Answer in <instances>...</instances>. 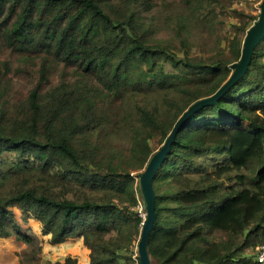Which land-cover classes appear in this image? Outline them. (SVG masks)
<instances>
[{"label":"trees","instance_id":"trees-1","mask_svg":"<svg viewBox=\"0 0 264 264\" xmlns=\"http://www.w3.org/2000/svg\"><path fill=\"white\" fill-rule=\"evenodd\" d=\"M234 1L0 0V240L24 245L19 264H41L45 244L68 240L87 264H139L138 174L239 60L258 17L242 20L226 49L188 52ZM164 27L183 53L155 38ZM166 65L156 84L134 70ZM179 70L197 77L185 83ZM152 185L151 264H255L264 244V38L242 78L183 123Z\"/></svg>","mask_w":264,"mask_h":264},{"label":"rangeland","instance_id":"rangeland-1","mask_svg":"<svg viewBox=\"0 0 264 264\" xmlns=\"http://www.w3.org/2000/svg\"><path fill=\"white\" fill-rule=\"evenodd\" d=\"M260 1L261 0H237L231 3L230 7L219 11L214 21L213 33L209 35L206 32L201 31L200 34L194 38L188 52L191 55H207L218 49L217 47L226 49L228 41L235 34L236 28L241 25V21L244 20L246 22L249 17H258ZM155 38L170 43V45L176 47V51L183 53L179 47V38L170 28H161L155 35ZM113 47L115 49V44ZM113 63L116 64V59L113 60ZM141 69L142 70H137V68H134V70L138 72L137 74H140V77L145 80V82L151 84L160 83L168 72H170V68L167 65L159 66L158 69L154 70L152 73H148L146 69ZM174 76L178 77L185 83H188L197 77L194 74H188L182 70L175 72ZM151 145L154 148L156 147L153 142ZM121 146L127 148L128 145L123 141L121 142ZM133 175L135 176L136 173H133ZM137 210L143 216L141 213V205L138 206ZM31 223L32 226H35L33 222ZM23 248H25L24 245L19 244L12 239L0 240V264H19L20 251ZM254 251L248 249L247 253L252 255ZM67 256L77 257L78 261L82 264L86 254L84 256L82 248L74 240H68L65 243L56 246L45 244L43 247L41 264H47L49 261H62ZM85 264L87 263L85 262ZM152 264H155V262L153 261Z\"/></svg>","mask_w":264,"mask_h":264},{"label":"water","instance_id":"water-1","mask_svg":"<svg viewBox=\"0 0 264 264\" xmlns=\"http://www.w3.org/2000/svg\"><path fill=\"white\" fill-rule=\"evenodd\" d=\"M263 38L264 0H261L259 5L258 18L245 33L242 41L240 58L237 62L233 63L230 66V69L232 70L230 76L214 94L194 102L186 109L184 113L181 114L163 144L151 156L145 169L138 174L139 192L143 201V207L145 211V219L137 244L139 264H151L150 255L147 251V240L156 220L155 192L153 189L152 181L157 170L165 161L168 153L170 152V147L174 141L175 136L177 135L178 130L188 119V117L205 106L215 104L222 95H224L242 78L251 62L255 47Z\"/></svg>","mask_w":264,"mask_h":264},{"label":"built area","instance_id":"built-area-1","mask_svg":"<svg viewBox=\"0 0 264 264\" xmlns=\"http://www.w3.org/2000/svg\"><path fill=\"white\" fill-rule=\"evenodd\" d=\"M255 264H264V244L257 249Z\"/></svg>","mask_w":264,"mask_h":264},{"label":"crops","instance_id":"crops-1","mask_svg":"<svg viewBox=\"0 0 264 264\" xmlns=\"http://www.w3.org/2000/svg\"><path fill=\"white\" fill-rule=\"evenodd\" d=\"M85 252H86V251H84V256H85ZM83 262H84V263H83ZM85 262H87V256L84 257V260L82 261V264H85Z\"/></svg>","mask_w":264,"mask_h":264}]
</instances>
